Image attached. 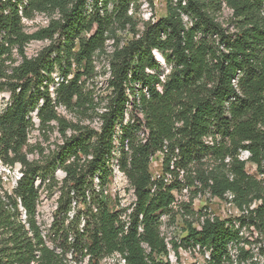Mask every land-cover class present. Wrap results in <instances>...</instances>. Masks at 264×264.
Wrapping results in <instances>:
<instances>
[{
	"label": "trees",
	"instance_id": "16d2710c",
	"mask_svg": "<svg viewBox=\"0 0 264 264\" xmlns=\"http://www.w3.org/2000/svg\"><path fill=\"white\" fill-rule=\"evenodd\" d=\"M226 1L234 10L233 31L214 15L222 0H168V15L145 20L138 36L134 10L139 0H0V91L11 93L0 113V158L22 165L13 191L0 190V264H81L86 258L97 264L115 253L125 264H173L157 258L170 252L159 219L177 202L174 190L180 188L182 171L188 187L209 189L214 196L231 191L247 210L239 226L208 217L200 229L189 222L184 241L209 251L207 264H234L232 248L238 250L236 264L252 258L243 228L264 233L263 179L246 170L251 161L264 173V0ZM36 11H58L60 18L27 33L23 17ZM127 26L134 37L112 53L114 96L99 115L101 128L68 121L57 105L86 106L82 78L94 70V55L110 35ZM33 39L51 43L29 57L26 45ZM14 48L22 60L8 72L4 64ZM157 53L169 66L165 78L156 71ZM57 64L59 81L52 76ZM130 105L144 119L135 115L124 121ZM33 111L39 128L56 121L65 137L44 162L30 160L24 151L35 127ZM69 129L76 133L67 136ZM143 129L145 140L139 136ZM241 150L251 153L248 159L239 157ZM159 152L165 177L154 178L150 163ZM116 167L136 196L127 219L126 209L116 207L107 190ZM57 169L65 177L47 236L37 218L40 186L58 183ZM74 198L84 207L66 224ZM255 201L261 202L251 208ZM184 207L186 215L193 213L190 203ZM179 247L173 242L176 252Z\"/></svg>",
	"mask_w": 264,
	"mask_h": 264
},
{
	"label": "rangeland",
	"instance_id": "374dc122",
	"mask_svg": "<svg viewBox=\"0 0 264 264\" xmlns=\"http://www.w3.org/2000/svg\"><path fill=\"white\" fill-rule=\"evenodd\" d=\"M137 11L134 10V17L138 25L136 31L140 33L144 30V21L149 19H159L163 16L168 15V0H139ZM112 9V6H110ZM215 17L223 23V25L233 31L232 20L234 18V10L228 5L226 0H222L220 6L215 7ZM60 13L55 12H39L36 11L31 17H23L22 23L23 28L27 33H34L40 29L47 27L52 19H59ZM187 19V17H185ZM56 41L59 42V35H56ZM134 37V32L127 26L126 29H118L116 33L111 34L106 41L104 49L98 50L94 55V70L87 76L82 78L84 84L85 93L88 95L89 101L86 106H73L66 107L65 105L58 104L57 110L59 114L66 118L68 121L77 123L81 126H89L92 128H101L100 113L108 109L111 100L114 96L113 88L111 87L110 79L112 78L110 73V61L112 53L117 46L124 45ZM63 39V38H62ZM50 39H33L26 45V53L29 57L37 56L45 47L50 45ZM57 53L53 54L55 57ZM156 59L159 63V68L156 70L161 74L162 78L169 73V66L165 59L160 53L156 54ZM22 60L17 48L13 49V56L7 60L4 64V68L8 72H11L12 67L18 65ZM73 65L72 73L69 77H72L77 68ZM53 79L59 81L62 78L60 65H56L53 73ZM54 83H50L53 87ZM140 87V83L136 84ZM11 93L7 90L0 91V113L5 109L7 104L10 102ZM42 103V100L40 101ZM129 112L125 116L126 122L132 121L134 116L137 115L140 119H144V115L141 110L134 108L132 105L129 106ZM37 111H33L30 115L33 117L35 127L30 131L28 137V145L24 147V151L27 152L30 160L44 162L47 157H51L58 151L59 146L65 141V137L60 132V126L58 122L53 121L51 125L39 128V120L36 117ZM72 129L67 131V136L75 134ZM140 139L145 140L146 134L144 129L139 133ZM118 145V141H117ZM240 157L246 158L247 150H241L239 152ZM116 158L119 155V151L115 153ZM163 153H157L151 160L150 172L154 178L165 177L163 173ZM116 159L114 163H116ZM212 162H208L205 169H210ZM246 170L251 175L258 179H263L262 173L258 172L256 164L251 161L247 162ZM22 175V165L15 163L13 166L4 164L0 158V190L5 189L12 192L17 181ZM56 176L58 183L53 185L42 184L40 186L41 198L38 206V221L43 229L45 235L49 236L50 229L54 222L55 216L59 209V203H61L62 191V180L65 177V172L61 169H57ZM169 182L170 176H168ZM182 183L180 188L174 190L177 198L176 204L169 211H165L160 215L159 219V230L162 237H164L170 243V252L168 254L157 255L159 260L170 259L173 264H207L205 257L206 252H202L198 245L189 244L184 239L188 235V223L191 222L194 226L199 225L202 220L208 214H215L217 216H223L224 205L217 202L214 197L211 196L209 189L197 190L196 186L187 185L185 174L183 171L180 173ZM40 183L37 181V184ZM196 184H199L197 181ZM108 193L116 203V207L125 208L126 213L123 217L127 219V215L132 212L134 203L136 202V196L134 189L132 188L127 176L118 170L116 167L114 175L110 178L108 184ZM63 199V198H62ZM260 203L261 201H255ZM254 202V203H255ZM184 203H190V210L193 213L186 215V208ZM253 203V205H254ZM226 206V203H225ZM84 203L78 199H72L70 205V211L68 212V220L66 224L73 218V216L83 209ZM189 213V212H187ZM231 221H237L240 223L239 218L240 212H232ZM64 212L61 211L59 217H63ZM84 219H81L80 226H83ZM243 234L245 239L250 241L246 244V248L250 250L252 258H249L243 264H262L264 261V233L257 230L254 226H248L243 228ZM49 239V238H48ZM173 242L180 244L178 251L176 252L173 248ZM52 245V242H49ZM244 244L242 243L241 246ZM145 247L148 246L145 244ZM75 264V263H74ZM81 264H89L88 258L84 259ZM97 264H125L120 254L115 253L114 255L104 257Z\"/></svg>",
	"mask_w": 264,
	"mask_h": 264
},
{
	"label": "built area",
	"instance_id": "2783aa9c",
	"mask_svg": "<svg viewBox=\"0 0 264 264\" xmlns=\"http://www.w3.org/2000/svg\"><path fill=\"white\" fill-rule=\"evenodd\" d=\"M251 155V153L247 150V155H246V158H242V157H240V155H239V157L243 160V159H248L249 158V156ZM227 160H229V158L227 159ZM263 174V176H264V173H262ZM168 180V179H167ZM200 184V183H199ZM211 194V193H210ZM212 197H214V199L217 201V202H219V203H222L223 205H224V208L225 207H227V209H225L224 210V215L223 216H217V215H215V214H208L203 220H202V222L199 224V225H197V226H194L195 228H197V229H200V228H202V226H203V223H204V220L208 217V218H211L212 220L214 219V218H220L221 220H231V218H232V215H231V213L232 212H235V211H237V212H240V214H241V216L244 214V213H247V210H243V206L242 207H240L236 202H235V194L233 193V192H231V191H228V192H226L225 193V195L224 196H217V195H211ZM225 203H226V206H225ZM257 204L258 203H254V205L252 204L251 205V208H254V207H256L257 206ZM238 221V220H237ZM236 220L234 221V223L237 225V226H239V222H237ZM194 225V224H193ZM166 240V239H165ZM167 241V240H166ZM167 243H168V247H169V249H170V243L167 241ZM199 246V245H198ZM199 248H200V246H199ZM237 255H238V250H237V248H232L231 249V256H232V258L235 260V263L234 264H236V259H237ZM209 256H210V252L209 251H206V254H205V257H206V259H208L209 258ZM172 263H173V261L172 260H170Z\"/></svg>",
	"mask_w": 264,
	"mask_h": 264
}]
</instances>
